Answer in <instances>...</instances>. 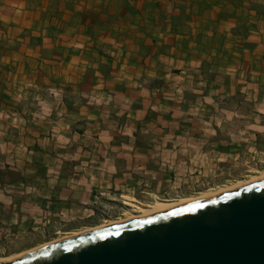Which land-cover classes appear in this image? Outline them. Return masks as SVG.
Listing matches in <instances>:
<instances>
[{"label": "crops", "instance_id": "obj_1", "mask_svg": "<svg viewBox=\"0 0 264 264\" xmlns=\"http://www.w3.org/2000/svg\"><path fill=\"white\" fill-rule=\"evenodd\" d=\"M261 136L264 0H0V257Z\"/></svg>", "mask_w": 264, "mask_h": 264}, {"label": "water", "instance_id": "obj_2", "mask_svg": "<svg viewBox=\"0 0 264 264\" xmlns=\"http://www.w3.org/2000/svg\"><path fill=\"white\" fill-rule=\"evenodd\" d=\"M0 264H264V177Z\"/></svg>", "mask_w": 264, "mask_h": 264}, {"label": "rangeland", "instance_id": "obj_3", "mask_svg": "<svg viewBox=\"0 0 264 264\" xmlns=\"http://www.w3.org/2000/svg\"><path fill=\"white\" fill-rule=\"evenodd\" d=\"M237 99L238 98L235 97L230 98L228 106L231 108H235L238 102ZM236 139H238L237 136L235 140ZM234 146L238 147L237 145ZM248 149L243 146L242 150L239 149L241 151H236L237 153H239V156L236 159L234 158L232 162L225 161L226 163L222 162L221 164H217L214 169L206 170V173L203 170L201 171V173L196 172L195 176H193L194 181L187 183L185 185L186 188H183L182 186L176 187L175 189L177 191L173 195L162 196L148 201L136 200L137 202L134 201L130 205L125 203L124 205H121L120 209H114V211L116 212L115 214H106L107 216H103L107 220H103L97 225L105 223L108 220L110 221L119 219L121 217H126L132 213L135 214L139 211L140 207H146V205L157 200H173L183 197L196 196L204 192L214 191L222 187L233 185L238 181L246 180L251 178L252 176L260 174L262 171H264V136L259 137L258 144L255 148L249 150ZM83 229L85 228H82L80 230ZM80 230L69 232L59 231L53 236V238L47 240L46 242Z\"/></svg>", "mask_w": 264, "mask_h": 264}, {"label": "bare ground", "instance_id": "obj_4", "mask_svg": "<svg viewBox=\"0 0 264 264\" xmlns=\"http://www.w3.org/2000/svg\"><path fill=\"white\" fill-rule=\"evenodd\" d=\"M261 177H264V171H262L258 175L252 176L249 179L238 181V182L234 183L233 185L222 187V188H219V189L214 190V191L204 192V193L196 195V196L183 197V198L173 199V200H157V201H155L153 203H150V204L146 205V207H140L139 211L137 213H135V214L132 213V214L126 216V217H121L119 219L110 220V221L108 220L105 223H102V224H99V225H95V226H92V227H88V228H85V229L80 230V231L72 232V233L67 234L65 236H62L60 238H56V239L51 240L49 242H45V243L40 244L38 246H35L33 248L24 250V251H22L20 253H17V254H14V255H10V256H7V257H0V262H10V261L14 260L17 257H20V256H22V255H24L26 253H29V252H31V251H33L35 249L40 248L42 246H45V245H48L50 243H53V242H56V241H59V240H63V239L69 238V237L77 236V235H80V234H82L84 232L96 230V229L102 228V227L107 226V225L117 224V223H121V222H124V221H127V220L135 219V218H141V217L153 215L155 213L168 210L170 208L185 204L187 202H192V201L199 200V199L213 197V196L219 195V194H221V193H223V192H225L227 190L233 189L235 187H238L240 185L246 184L248 182H251V181L256 180L258 178H261Z\"/></svg>", "mask_w": 264, "mask_h": 264}]
</instances>
